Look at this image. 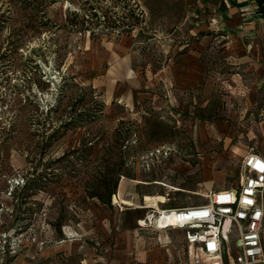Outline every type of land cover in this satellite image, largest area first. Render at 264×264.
I'll use <instances>...</instances> for the list:
<instances>
[{
    "label": "rangeland",
    "instance_id": "374dc122",
    "mask_svg": "<svg viewBox=\"0 0 264 264\" xmlns=\"http://www.w3.org/2000/svg\"><path fill=\"white\" fill-rule=\"evenodd\" d=\"M223 6L0 0V264H190L183 230L138 220L237 186L255 145Z\"/></svg>",
    "mask_w": 264,
    "mask_h": 264
},
{
    "label": "built area",
    "instance_id": "2783aa9c",
    "mask_svg": "<svg viewBox=\"0 0 264 264\" xmlns=\"http://www.w3.org/2000/svg\"><path fill=\"white\" fill-rule=\"evenodd\" d=\"M148 153L143 160L167 155L164 147ZM162 210L172 211L173 219L163 229L183 230L190 264H264V157L258 153L243 157L237 186L212 188L204 202ZM154 213L138 225L156 227L150 219Z\"/></svg>",
    "mask_w": 264,
    "mask_h": 264
},
{
    "label": "crops",
    "instance_id": "0c3cea01",
    "mask_svg": "<svg viewBox=\"0 0 264 264\" xmlns=\"http://www.w3.org/2000/svg\"><path fill=\"white\" fill-rule=\"evenodd\" d=\"M223 2L217 29L224 39L225 47L238 63L249 69L255 84L264 89V0H223ZM97 68H101L99 62ZM249 151L264 157V122L258 125L255 145ZM176 207L179 206L168 208ZM263 234L264 224L262 230L264 245Z\"/></svg>",
    "mask_w": 264,
    "mask_h": 264
},
{
    "label": "bare ground",
    "instance_id": "6f19581e",
    "mask_svg": "<svg viewBox=\"0 0 264 264\" xmlns=\"http://www.w3.org/2000/svg\"><path fill=\"white\" fill-rule=\"evenodd\" d=\"M167 200V199H166ZM158 212L154 215H150V219H151V222H153V218H154V222H155V228L156 229H163L164 226H166L164 224L165 221H168V222H173V219L171 217V213L172 211H164L162 209H158L157 210ZM167 219V220H166Z\"/></svg>",
    "mask_w": 264,
    "mask_h": 264
},
{
    "label": "trees",
    "instance_id": "16d2710c",
    "mask_svg": "<svg viewBox=\"0 0 264 264\" xmlns=\"http://www.w3.org/2000/svg\"><path fill=\"white\" fill-rule=\"evenodd\" d=\"M114 188H115V185H114ZM114 188H113V189H114ZM93 196H95V195L93 194V195H92V197H93ZM108 196H110V195H108ZM97 198H100V199H101V197H100V196H99V197H97ZM107 200H108V199H107Z\"/></svg>",
    "mask_w": 264,
    "mask_h": 264
}]
</instances>
